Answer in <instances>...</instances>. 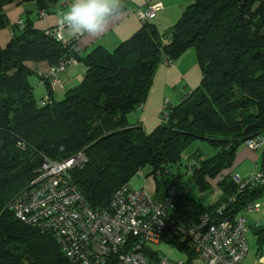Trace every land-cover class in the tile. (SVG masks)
<instances>
[{
    "label": "trees",
    "instance_id": "1",
    "mask_svg": "<svg viewBox=\"0 0 264 264\" xmlns=\"http://www.w3.org/2000/svg\"><path fill=\"white\" fill-rule=\"evenodd\" d=\"M12 1L0 0V30L8 26L2 7ZM30 1L43 15L59 3ZM22 23L10 25V39L0 46V264H71L49 232L19 222L7 208L14 194L36 178L41 155L61 160L84 153L86 161L69 175L91 209L106 208L114 192L142 167H148L151 177L156 169L170 174L194 140L214 152L184 158L185 164L196 159L188 176L201 190L209 189L208 180L218 179L221 194L208 204L194 202L182 191L176 168L171 184L156 196L174 191L175 222L190 224L203 213L216 221H234L264 196V184L238 191L231 174L236 149L264 133V0H191L170 26L158 29L146 21L113 50L95 46L82 57L69 49L72 42L63 46L29 19ZM188 48L200 71L198 85L187 99L169 107L166 120L151 131L129 125L126 114L144 101L157 66ZM68 56L83 65L82 78L58 100L46 84L51 102L38 105L27 80L32 73L23 62L52 66ZM153 178L158 194L159 181ZM229 197L234 201L216 213ZM257 234L261 246L264 231ZM161 241L189 259L195 256L173 233ZM148 255L154 258L156 252Z\"/></svg>",
    "mask_w": 264,
    "mask_h": 264
},
{
    "label": "built area",
    "instance_id": "2",
    "mask_svg": "<svg viewBox=\"0 0 264 264\" xmlns=\"http://www.w3.org/2000/svg\"><path fill=\"white\" fill-rule=\"evenodd\" d=\"M161 8L158 1L142 0L134 14L142 24L151 20ZM38 14L43 16L41 11ZM15 23L20 27L23 25L21 19ZM42 32L63 46L67 43L58 25ZM69 49L75 53L79 51L74 44L69 45ZM75 63V57L68 56L56 65L48 66V88L60 87L59 73ZM191 92H183L179 101L187 99ZM50 102L45 94L37 104ZM168 108L162 107L160 122L166 120ZM243 145L252 150H263L264 133L246 139ZM85 161L83 152L61 160L41 155L34 181L15 193L7 203V208L19 222L40 232H49L71 264H239L246 256L247 227L242 214L234 221H216L203 213L190 224L175 222L172 219L173 190L161 197H151L143 189H134L127 182L114 192L106 208H89L69 175L72 168L81 167ZM195 163L193 157L186 162L187 174H191ZM167 175V170L156 169L153 172L155 178ZM232 179L241 191L247 186L263 185L264 171L258 170L255 175L244 179L234 173ZM233 199L229 197L216 213L220 214ZM259 207V202H252L243 212ZM166 233H173L180 245L188 244L195 256L171 261L157 254L154 258L148 255L153 250L147 248V244L160 241ZM259 260L264 264V257Z\"/></svg>",
    "mask_w": 264,
    "mask_h": 264
},
{
    "label": "crops",
    "instance_id": "3",
    "mask_svg": "<svg viewBox=\"0 0 264 264\" xmlns=\"http://www.w3.org/2000/svg\"><path fill=\"white\" fill-rule=\"evenodd\" d=\"M153 1H158L162 5V8L156 11L154 17L149 20L158 29H164L170 26L179 17L184 7L191 2V0ZM70 2L71 0H59L58 6L55 7L52 13L43 15L42 17L39 16L35 4L30 0H13L6 4L2 9L8 26L0 30V46H4L9 41L10 25L15 23L16 20L22 19L24 21V19H29L32 27L43 31L46 28L58 25L57 13L64 9ZM120 2L124 8L121 14L110 23L104 33L98 36L92 37L85 34L75 38L67 30H61L64 40L72 42L79 49L77 53L79 57L84 56L95 46H101L111 51L139 28L140 22L134 14V11L141 5L142 0H120ZM23 65L32 73L27 77V80L32 87L33 97L38 101L47 92L46 84L48 82L45 81V77L48 73L49 65L45 61L30 60L24 61ZM83 73L84 67L78 61L59 73L60 87L51 91V98L53 100L60 99L67 88L74 86L80 81ZM199 79L200 71L195 64L194 52L191 48L186 49L179 57L169 63H160L151 78V84L144 101L134 111L126 114L127 123L129 125H140L145 132L151 131L159 123L161 108L163 106L172 107L178 104L182 92L188 87L195 88L198 85ZM191 144H195L196 146L191 150H184V158L190 157L194 152L201 153L203 156H209L214 152L204 141L194 140ZM234 160V166L232 168L234 173L235 171L238 172L239 170L237 169L241 168L246 161H248V165L240 171L243 175L252 173L254 166L258 170H264V150L261 154H258L256 150H252L242 144L236 149ZM147 172L139 171L137 176L133 177L135 182L132 186L136 189H143L151 197L159 196V188L158 194L155 195V179L147 175ZM164 179L166 182L168 181L167 176ZM216 180L214 181L215 188H218L216 186ZM208 182L212 185L211 180H208ZM170 184L171 182H169L168 186ZM219 193L221 194L220 190ZM262 199H264V196L256 201L258 202ZM260 207L255 211H259ZM241 214L244 217V212ZM244 219L247 227L246 240L250 230L255 235V251L251 255V260L253 264H263L259 258L264 257V243L258 246L257 230L261 229L264 231V212H261L256 220L251 217L249 222H246L245 217ZM248 254L249 245L246 256L239 264H249V261H247Z\"/></svg>",
    "mask_w": 264,
    "mask_h": 264
},
{
    "label": "rangeland",
    "instance_id": "4",
    "mask_svg": "<svg viewBox=\"0 0 264 264\" xmlns=\"http://www.w3.org/2000/svg\"><path fill=\"white\" fill-rule=\"evenodd\" d=\"M191 50H192V48H191ZM195 64L197 65L196 61H195ZM193 88L194 87H188L183 92L185 93L188 90H193ZM183 92H182V94H183ZM182 94H181V96H182ZM195 146H196L195 144H191L185 150H191V149L195 148ZM263 150H256V153L261 154V152ZM184 163H185L184 157L182 156L180 163L178 165H174V166L170 167L171 173L167 175V177H168L167 182H166V180L163 182H160L161 180H159V178L157 179V181H159L160 193H162L167 188V186L171 180V177H173V175L176 172V168H178L179 173H180V177H179L180 182L182 183V191L188 197H190L194 202L204 204V203L212 202L216 198H218L220 193H219V189L215 188L214 181H211L212 185L209 183L210 187L208 190L199 189L195 185L194 180L191 177H189L188 174L185 173ZM247 165H248V161H246L242 165L241 168L237 169L239 171L238 172L235 171V174L238 175L240 178L244 179L245 177L255 175L258 172V169L255 168V166H254V170L252 171V173H249L247 175H243L240 171H242ZM147 170H148V167H142L140 171L147 172ZM137 173H139V172L134 173L133 176L128 181V183L131 187H133L132 184L135 182V179H133V177L137 176ZM231 174H234V172L232 171ZM133 188L136 189L135 187H133ZM155 194H157V193H155ZM258 202L261 206L259 211L254 210V211L249 212V213H244V217L246 218V222L247 221L249 222L251 217L256 220L258 218V216L260 215V213L264 212V199H262ZM247 241H248V245H249V254L247 257V261H249V264H253V262L251 260L252 259L251 255H253V252L255 251V244L256 243H255V235L252 233L251 230L247 234ZM147 248L155 251L158 256H164L171 261L184 260L187 258V255L184 251L179 250L178 248H176L175 246L171 245L170 243H168L166 241L160 240L156 243L155 242H149L147 244Z\"/></svg>",
    "mask_w": 264,
    "mask_h": 264
},
{
    "label": "clouds",
    "instance_id": "5",
    "mask_svg": "<svg viewBox=\"0 0 264 264\" xmlns=\"http://www.w3.org/2000/svg\"><path fill=\"white\" fill-rule=\"evenodd\" d=\"M121 12L120 0H71L57 13V23L73 37H95L104 33Z\"/></svg>",
    "mask_w": 264,
    "mask_h": 264
}]
</instances>
